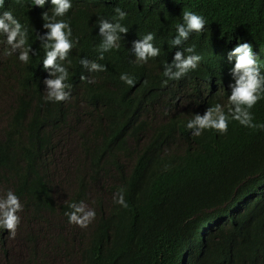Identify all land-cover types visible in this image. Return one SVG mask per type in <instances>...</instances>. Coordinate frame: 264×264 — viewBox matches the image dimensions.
Instances as JSON below:
<instances>
[{
	"label": "trees",
	"instance_id": "trees-1",
	"mask_svg": "<svg viewBox=\"0 0 264 264\" xmlns=\"http://www.w3.org/2000/svg\"><path fill=\"white\" fill-rule=\"evenodd\" d=\"M72 1L62 16L52 1L35 15L39 41L29 36V45L37 53L26 61L16 39L8 47L0 37V101H8L0 108V251L9 229L4 213L12 209L18 223L24 218L54 231L43 241L35 233L21 239L28 264H264V85L251 106L230 101L226 82L200 108L175 99L161 88L167 42L160 37L182 11L196 10L214 20L215 39L243 36L264 46V0H143L173 1L156 14L127 6L134 0ZM58 20L68 23L72 43L59 100L47 81L60 73L49 79L35 71L40 45L52 42L45 25ZM100 22L127 32L116 28L105 49L108 30L101 32ZM142 24V35L158 39L156 55L145 62L134 61L125 43ZM75 54L104 64L105 73L78 80L84 63ZM216 105L209 119L225 116L224 131L194 123ZM243 114L253 122L241 123ZM67 135L76 137L77 154L64 180L56 150ZM56 178L66 191L60 200ZM9 194L16 206L5 203ZM83 207L93 215L85 218Z\"/></svg>",
	"mask_w": 264,
	"mask_h": 264
},
{
	"label": "clouds",
	"instance_id": "clouds-1",
	"mask_svg": "<svg viewBox=\"0 0 264 264\" xmlns=\"http://www.w3.org/2000/svg\"><path fill=\"white\" fill-rule=\"evenodd\" d=\"M51 1L55 6L54 14L57 16H62L65 12L71 11L75 3L72 0H0V37L4 39L5 45L8 47L16 39V44L13 47H16L17 52L21 53L19 57L21 60L26 61L30 52H32V56L36 55V45L35 43L29 45V36H33L39 41V25L35 15L43 14L47 4ZM106 1L115 2L114 0ZM132 2L134 3L127 4V6L148 14L166 11L172 8L173 5V1L152 6L142 4L143 0ZM116 11L123 19L125 13L118 8ZM25 16L30 17L26 18ZM119 16L114 18V22H117ZM45 19H48V17L45 16ZM96 21L97 19L89 22V24L95 25ZM212 22L214 20L203 16L196 10H185L175 19L170 29L160 34L162 40L167 42L162 52L165 57L163 63L165 75L162 79L161 88L164 92L172 91L175 99L190 101L196 104L195 108H200L209 99L213 98L226 82L225 85L233 90L232 95L229 97L230 101L251 106L261 97V86L264 85V46H259L253 40H248L243 36H235L227 40L219 37V40H217L215 38L218 36L211 34L210 25ZM172 23L170 21V24ZM45 27L50 30L47 38L52 42H49L51 44H45L44 47L40 45L41 57L39 66L35 67V71L41 77L49 79L56 72L60 73L56 79L47 81L53 89L51 94L59 100L64 96L62 91L65 86L62 81L66 78L64 68L69 65V58L66 54L72 47V43L68 39L70 29L68 23L64 20L48 23ZM138 27L130 35L132 37L125 43L134 61L143 59V62H145L148 56L156 55L158 49L154 48L156 47L154 42L158 39L152 40V33L142 35L143 24ZM116 28H119L121 32L127 30L119 24L114 27L107 22L101 23V32L108 30L105 33L106 39L101 47L107 49L112 45L117 38L114 35ZM126 32L124 33L126 34ZM125 34L120 37V41L125 37H129ZM221 43L227 44L222 45ZM120 45L115 44L112 50H119ZM75 55L78 63H84L81 69L78 68V80L87 79L88 75L93 74V71L98 70L105 73L104 64L87 60L82 62L84 57L78 54ZM121 79L126 80L129 85L133 83V80L125 76H121ZM213 111L218 112L219 105L211 109L203 118L197 116L194 123L201 126L212 124L216 129L224 131L227 127L225 116L219 115L216 120L212 121L209 117ZM237 111H240L239 107ZM243 115L242 120L239 116L235 119L244 124L253 122L252 115ZM191 126V124L188 125V127ZM5 203L16 206V199L9 194ZM4 206V204H0V208ZM4 215L6 219L2 223L7 228L14 229L17 218L12 215V209H9ZM92 215V212L87 214V216ZM72 219L77 220V217L73 216ZM81 225L83 226V223Z\"/></svg>",
	"mask_w": 264,
	"mask_h": 264
},
{
	"label": "rangeland",
	"instance_id": "rangeland-1",
	"mask_svg": "<svg viewBox=\"0 0 264 264\" xmlns=\"http://www.w3.org/2000/svg\"><path fill=\"white\" fill-rule=\"evenodd\" d=\"M7 100L0 101V108L4 109L7 105ZM82 126V125H81ZM67 139L65 142L60 141L57 154L58 158L56 159V165L58 168V176L63 177L65 180L64 174L65 170L69 171L71 167V161L73 156L77 154L76 152V137H72L67 135ZM61 178H56V191L58 195H56V199L60 200L61 196L66 193L65 190H62L60 187ZM72 185V184H71ZM72 189V186L69 185V192ZM84 217L87 216V208L83 207ZM80 227V223H79ZM43 229V230H41ZM53 230H44V225L39 223L32 222L29 223L28 221L25 222L24 218L19 220V223L16 221L14 229H8L5 231L6 233L3 235V244H4V251H0V264H28L29 258V250L26 248L24 243L22 242V238L26 236L27 233H35L37 236L40 237L41 241L43 239H47L48 235H53ZM56 264H62L60 260H56ZM49 263H53L49 261ZM64 264V263H63ZM76 264V263H75Z\"/></svg>",
	"mask_w": 264,
	"mask_h": 264
}]
</instances>
